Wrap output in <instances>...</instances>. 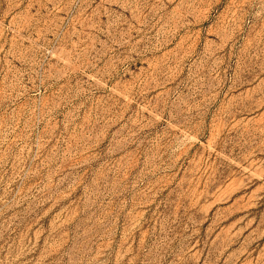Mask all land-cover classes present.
Instances as JSON below:
<instances>
[{
  "label": "rangeland",
  "instance_id": "rangeland-1",
  "mask_svg": "<svg viewBox=\"0 0 264 264\" xmlns=\"http://www.w3.org/2000/svg\"><path fill=\"white\" fill-rule=\"evenodd\" d=\"M0 264H264V0H0Z\"/></svg>",
  "mask_w": 264,
  "mask_h": 264
}]
</instances>
